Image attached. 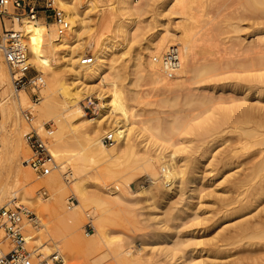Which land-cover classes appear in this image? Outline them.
Wrapping results in <instances>:
<instances>
[{"label": "rangeland", "instance_id": "obj_1", "mask_svg": "<svg viewBox=\"0 0 264 264\" xmlns=\"http://www.w3.org/2000/svg\"><path fill=\"white\" fill-rule=\"evenodd\" d=\"M84 1L86 2V0H83V2ZM110 1L97 0L98 8L91 13L90 18L92 21V29L88 31L81 40L82 43L85 42V44H87L91 40L98 41L101 39L102 41H100L104 44H108L109 42L110 47H113V45L115 47L118 44L120 45L117 57L115 56L117 59L115 67L119 71L118 82L121 84L120 87L125 91V88L130 87L129 83L131 79H133L130 69L132 68L131 66L133 65L135 57L138 56L139 53H144L143 50L145 46L152 40L153 36L160 28H165L166 26L175 28L176 23L182 22L183 16L174 15L172 12L169 13V11H163L164 4L167 0H155V11L149 8L141 17V38H138L137 42L134 41L131 43V46L128 45V47H126L127 42L125 43L121 37H117L116 30H114L115 27L113 26L114 23L110 26L111 28L105 25L106 18L111 16V11L107 9V5ZM194 1L192 0V3L194 2L193 5L190 4L193 11L189 7V11H192L189 13H194L192 15H195L196 18V26L193 30V34L195 36L194 40L197 41L196 51L197 59L200 61L199 64L203 62L201 58L215 59L217 62L223 64L225 70L228 72L223 76L225 80H221V82L217 84L213 81H203L201 78H197L200 80L194 79L188 82V90H184L185 92L182 91L180 94V110L182 111L180 114L187 122H191V125L198 123L201 117L209 118L210 123L222 120L224 117L221 128L215 134L211 133L205 138L198 137L195 132L189 131V133L186 131L188 132L187 134L184 133L181 137H174L171 143H161L165 145L164 147L159 146L158 141L150 137L148 131L143 129L141 124H135L134 120L153 119L150 121L153 122L151 124L157 125L162 122L173 121L175 113L172 112L173 110H171V108L160 103L163 96L159 95L151 85L148 86L145 84L143 87L141 86L142 88L140 87L139 89L138 87L136 89L141 95L144 94V101L150 102L149 104L152 105H136L138 103L130 100L129 96L131 93H127L126 90L123 96L128 98L127 103L129 106H127V108L129 109L130 115V119L127 120V125L130 124V128L133 127L134 130L129 136H125V132L122 133V131H125L127 128H122L116 134L115 139L119 146H108L107 151L87 150L84 146H75L76 144L72 143L75 142V140L71 139V135H68V141L70 143L62 150V153L67 155V157L76 155L79 152H82V154L86 156L87 171L89 172V174L86 175L88 188L91 193L102 196L108 202V211L106 213L107 221L105 222L107 226L105 228L108 230L111 237L120 242L110 246H102L101 249L103 250L94 254L75 252L69 255L64 243L65 240L58 238L55 240L57 243V245H55L54 242L51 241L50 236L46 235L45 229L48 228L51 233H53L54 224H57L60 218L58 215H53L51 212L55 200L53 193L42 184L46 178L38 179L32 172L33 181L24 183L21 175L18 174L17 167L11 166L7 171V178L9 179V183H11L10 185L19 189L24 186V189L30 191L32 196L29 201L23 202L20 198V192H17V197L9 194L4 198L5 202H3L4 205L2 207L9 205L12 200L17 199V202L29 206L38 214L44 224L42 228L43 235H38L39 231H31L29 233L28 246L30 248L40 246L43 242H48L46 244L49 248L47 249V254L60 250L61 253L60 251L59 253L63 256L65 264H117L115 249H119V247L123 249H132L136 252V255L143 258V262L147 264H185V261L193 250L192 248L195 242L199 243L202 241V243L200 242V246L199 244L197 245V248H199L197 250H199L200 255L203 257L207 254V250H210L207 249L209 246L226 245L228 238L239 229L237 225L241 223L243 219L247 218L253 222L257 218L258 210L256 209V204L253 199V188L256 180H252L251 183L245 185H241L239 181L244 178L246 174L250 173H252L251 176L253 178L259 173L264 175V170L259 173L254 172L258 169L260 161L262 162L264 159V128L259 127L255 122H251L249 125L242 122V105L246 107L252 105L264 106V87L258 90V92L262 93L259 95L253 92L254 90H248L246 84L243 85V83H239L236 77L241 74L240 72L244 71L247 75L253 74L251 69L259 66L264 60V42L259 43L254 49H248L252 41L264 37V21L250 17L247 18L244 17L245 15L241 16L240 11H242V9L240 7L242 5L240 7L239 5L242 4V0H217L213 1V3H211L210 0ZM143 2V0H135L137 6H142ZM155 12H160L161 15L157 13V16ZM248 14L249 13H247V16H249ZM102 19L104 22H102ZM38 21L41 23L40 32L42 36H46L49 29L56 30L57 28L56 25L50 27L52 23L55 24L53 20L46 21L45 19H41ZM8 23L11 25L10 22L4 25L5 23L0 20V27L2 28V30H0V37L4 34L5 29H8ZM10 29L12 28L10 27ZM120 39L122 41H120ZM39 42L43 44L41 48L43 49V53H45L47 45L41 38H39ZM236 42L239 43L237 44ZM230 47L233 48V52ZM180 49L182 52V47ZM94 52V49L85 50L82 57H85L87 54L94 57ZM154 56H156V54ZM0 58H2V62L6 64L1 54ZM52 65L54 68H57L60 75L65 73L66 69L63 60L59 59L56 62L54 58ZM7 68L9 67L7 66ZM9 72L11 74V71ZM28 75L36 76L42 74L33 66ZM43 78L45 80V86L40 93L39 102H35V97L29 89H12L14 90L13 93H16L15 95L24 93L28 98L25 109L21 112V116H23L24 112L27 110H33L35 118L32 125L34 128L42 130L43 126L46 124L52 126V129L55 131L51 142L53 151V142L57 135L59 122V120L54 117L58 113L39 116L37 114L38 107L33 105L38 104V106H40L46 102V82L47 80L49 81L50 78L45 75ZM143 81H140V84L141 82L143 84ZM144 83L146 82L144 81ZM232 85L236 86V90L238 87L244 88L245 86V88L240 91L238 90V92H229V86ZM212 86H216L214 91L215 96H219L223 92L225 95V99L218 102L216 107L207 109L206 111V108L199 107L197 102L189 101L190 104H188L183 101V99L186 98L184 95L192 97L188 96L191 94L193 95L192 99H196L195 97L199 95H207L208 90H210ZM221 88H224L223 92H220ZM141 89H143V92ZM89 97H93L96 104L101 102L98 98L99 94H93ZM257 97L261 98L262 104L257 105ZM83 103L84 100L82 106ZM135 112L142 115L135 117V115H137ZM86 114L90 119L97 117L96 113ZM117 117L119 121L124 120V117L119 113H117L116 118ZM23 120L25 123L23 129L24 137L25 134L30 131V125L26 122L24 116ZM124 124L125 121L121 123V125ZM149 124L150 123H148V125ZM244 127L254 130L257 136L255 138L241 136L240 133ZM12 128L13 126L10 121L5 119L2 115V108L0 107V148L3 142L10 139L12 141ZM102 129L105 131H102ZM110 129H112V127L101 128L100 132L105 136ZM23 142V148L26 147L25 153L29 160L31 156L30 149L25 141ZM131 143L137 146L138 154H135L131 150ZM171 144H177V148H181L178 156L179 158L181 157V159L183 158L184 162L188 165L186 177L188 176L191 178V175H195L192 173V167L195 166L196 160L204 161V163L200 165L202 167L197 173L200 178L198 181L200 180L201 188L199 187L200 189L195 193L193 192L194 189H188L187 185L182 201V203H187V205L183 209L184 212L181 218L177 219H170L169 217L171 210L169 208L171 204L161 207L152 205L150 201H146L143 196L141 197L138 195L143 191L142 187L146 186L142 185V182L149 179L146 165L142 160H139V158L149 156L154 159V166L158 174H160L164 164L161 163L162 161H158L160 158L159 155L162 156L172 151L173 147ZM165 148H167V150H164ZM57 162L61 166L60 169L62 170V174L66 173L67 170L72 171L73 174V178L70 182H67L63 175L61 178L65 184L68 183L65 195L66 202H64V212L71 214L76 210V200H73L74 204L71 205V209H69V199L71 197L76 199V197L70 191V187L73 186V181L78 175L75 172L74 163L71 160H62V162L57 160ZM254 165H256V167ZM107 170L109 173H107ZM99 174H102V176ZM219 183L221 185L217 186ZM118 187L120 188L119 190H121V196L132 201H126L124 204H115L110 194L119 191ZM177 196L173 199L174 202L182 200V197L179 198L180 194ZM188 196L192 199H189ZM135 198L139 200L133 202ZM88 204L85 205L86 208H84L83 211L81 210L82 213H80L81 215L79 216V225L81 226L80 233L83 238H90L89 236L96 233V227H98L99 209L97 210V207H95V204H92V202ZM244 204L249 207L248 210L243 211ZM181 205L180 203L178 207ZM60 214H63L62 211ZM89 216L93 218L94 229L91 228L87 231L85 230V226L89 221ZM38 237L40 238L38 239ZM191 239H193L191 241L193 244H188L187 242ZM174 242H185L187 243L185 244L187 247L184 252H177L172 261H170L165 257L164 253H162V249L170 247ZM56 246L58 247L56 248ZM1 247L6 252L10 250L9 243ZM256 247V241L253 238H246L236 245L224 246L223 251L219 254L221 260L218 261V264H256Z\"/></svg>", "mask_w": 264, "mask_h": 264}, {"label": "bare ground", "instance_id": "obj_2", "mask_svg": "<svg viewBox=\"0 0 264 264\" xmlns=\"http://www.w3.org/2000/svg\"><path fill=\"white\" fill-rule=\"evenodd\" d=\"M143 1L142 6H137L135 0H111L107 5V9L111 11V16L106 18L105 25L110 27L114 23L113 26L115 27L114 30H116L117 37L119 36L123 39V42H127L126 47H128V45L131 46V43L134 41L137 42V39L141 38V17L144 12L149 8L155 11V0ZM213 1L217 0H210L211 3H213ZM59 2L71 24L67 34L61 36L58 34L57 29H49L48 34L42 36L40 32L41 23L38 20H24L22 23H15L14 25L8 23L7 28L10 29L11 27L22 30L27 40L26 44L32 65L40 74L50 78L49 81L47 80L46 82V102L40 106H38V104L33 105L38 107L36 108L39 116L58 113L54 117L57 118L59 122L57 135L53 142L54 150L52 153L57 160L61 162L62 160H71L74 163V169L78 175L73 181V186L70 187V191L76 197V210L71 214L64 212V202H66L65 195L68 183L65 184L61 179L62 175H64L62 174V170L59 168V173L54 172L42 182V184L53 193L55 204L51 208V212L53 215H58L60 217L57 216L59 220L57 221V224H54V235L48 228L45 229L46 235L50 236L51 241H53L55 245H57L55 241L56 239L59 238L65 240L64 243L69 255L75 252L94 254L101 252L103 250L101 249L102 246H110L120 241L111 237L108 230L105 228L107 226L105 225V222L107 221L106 213L108 211V202L102 196L91 193L88 188L86 175L89 174V172L87 171L86 156L82 154V152L71 157H67V155L62 153V150L67 147L68 143H70L68 141V135H71V139L75 140V142H72L76 144H74L75 146H84L87 150L93 149L107 151L108 146L103 143L104 136L100 132L101 128L112 127V129L106 134L112 133L114 134V137L122 128H127L125 131H122V133L125 132V136H129L134 128H130V124L127 125V120L130 119L129 109L127 108L129 105L127 103L128 98L124 97L123 94L126 90L127 93L130 92L131 95L129 98L133 102L138 103L136 105L142 104L143 106L149 104L150 102L148 103L144 101V94L141 95L136 89L138 87L140 89L141 86L143 87V85L146 84L148 86L151 85L159 95L163 96L160 103L171 108V110H173L172 112L175 113L173 121L162 122L157 125L151 124L153 122L150 121L153 119L134 120L135 124H141L142 128L148 131L149 136L158 141L159 146L164 147L165 145H162L161 143H171L174 137H181L182 134H187L189 131L195 132L198 137L205 138L209 134H215L219 131L224 117L222 120L213 121L214 123H210V119L207 117H201V120L198 123L191 125V122H187V120H185L180 114L182 113L180 110V94L182 91L185 92L188 90L187 83L194 79L200 80L197 78H201L203 81H213L217 84L218 82H221V80H225L223 76L227 74L228 71L225 70L223 64L217 62L215 59L201 58L203 62L199 64L200 61L197 59L196 51L197 41L194 40L195 36L193 34V30L196 26V18L195 15H192L194 13H189L193 11L190 4L193 5L195 1L192 3V0H167L164 4L163 11H169V13L172 12L174 15H182V22L176 23L175 28L166 26L165 28H160L159 31L156 32L152 40L145 46L143 50L144 53H139L138 56L135 57L133 65L131 66L132 68L130 69L133 79H131L129 83L130 87L125 88V91H123L120 87L121 84L118 82L119 71L115 67L117 64V52L119 51L118 48L120 45L118 44L116 47L114 45L113 47H110L109 42L108 44H104L101 42V39V41L91 40L87 44H85V42L82 43L81 40L82 37L92 29V21L90 18L91 13L98 8L97 0H86V2H83V0H59ZM241 3L242 4L239 3V7L242 5L240 7L242 9V11H240L241 16L245 15L244 17L247 18L250 17L264 21V0H242ZM189 7L192 11H189ZM155 13L161 15L160 12ZM247 13H249V16H247ZM103 19L102 22H104ZM54 25L55 24L52 23L50 27H53ZM176 28H179L178 30L180 31ZM0 30H2L1 27ZM39 38L44 40L47 45L45 53H43V49L41 48V45L43 44L39 42ZM120 41L122 40L120 39ZM261 42H264V37L252 41L248 49H254ZM236 43L238 44L239 42ZM170 47H178L179 49L182 47V52L180 49L181 66L173 79H169L163 72L161 65L154 61L155 58L162 57ZM88 49L95 50L93 62L89 66H83L82 61L85 57H82V54ZM230 49L233 52V48L230 47ZM163 51L165 52L161 54ZM155 54L156 56H154ZM54 58L56 62L59 59L63 60L66 69L65 73L63 71L64 74L60 75L57 68H54L52 65ZM1 59L2 58H0V107L2 108V115L5 119L10 121L13 128L11 133L12 141L10 139L3 142V144H1L2 147L0 148V208L4 205V198L9 194L16 196L17 192H20V198L23 202L29 201L32 196L30 191L24 189V186L19 189L10 185L11 183H9V179L7 178V171L11 166L17 167L18 174L21 175L24 183L33 181L32 170L29 166L27 154L25 153L26 147L23 148V141H25V136L23 137V129L25 126L23 116L25 119V112L24 115L21 116V112L25 109L28 98L24 93L21 95H15L16 93H13L14 90L12 88H15L13 81L14 78L11 76L9 72L10 70H8L9 68H7L6 64L3 63ZM251 71L253 74L249 75H247L245 71L240 72L242 75L240 74L236 79H238L239 83H243V85L246 84L248 90H254L253 92L261 95L262 93L258 92V90L264 87V60L259 66L251 69ZM143 80L146 83H144ZM140 81H143V84L141 82L142 85L140 84ZM229 88V92H238V90H243L245 86L244 88L238 87L237 90L234 85L229 86ZM215 89L216 86L210 87L207 95L196 96V99H192L193 95L191 94L187 95L192 97L184 95L186 98H184L183 101L188 104H190L191 101L197 102L199 107L206 108L207 111V109L216 107L218 102L225 99L223 92L224 88L220 89V92L222 91L223 93L219 96L214 95ZM141 91L143 92V89H141ZM93 94H99L98 98L101 102L99 101L100 103L98 104L95 103V113L97 117L90 119L87 117V114L83 109L82 102ZM257 98V105L262 104L261 98ZM136 112L135 114H137ZM117 113L124 117V125H121L123 121H119L118 117L116 118ZM141 115L142 114H137L135 117ZM242 115V122L246 125L255 122L259 127L264 128V106L252 105L246 107L242 105ZM148 123L150 124L148 125ZM103 130L104 129H102V131ZM42 131H44V126ZM240 135L249 136L251 138L257 136L254 130L245 127L242 128ZM171 145L173 147L172 151L165 153L162 156L159 155L160 158L158 161H162L161 163L164 164L160 174L156 171V167L153 163L154 159L149 156L139 158V160H142L146 165L149 185L143 186V191L138 195L141 197L143 196L144 199L150 201L152 205H158L161 207L163 205L171 204L169 208L171 209L169 217L170 219H177L181 218L184 212L183 209L187 205V203H182L187 185L188 189H194L193 192L195 193L201 188L200 180L198 181L200 178L197 173L202 167L200 165L203 164L204 161L196 160L195 166L192 167V173L195 175H191V178L188 176L186 177L188 165L184 162L183 158L181 159V157L179 158L178 156L181 148L178 149L176 146L177 144ZM114 146L116 147L119 145L115 142ZM130 148L135 154H138L137 146L134 143H131ZM164 150H167V148ZM259 164H256L259 165V167L254 172L259 173L264 170V159L262 162L260 161ZM256 165L254 166L256 167ZM107 173H109L108 170ZM99 175L102 176V174ZM251 175L252 173L246 174L239 183L245 185L251 183L252 180H256L253 188V199L256 204V209L258 210L257 218L253 222L247 218L243 219L242 222L237 225L239 226V229L228 238L226 245L209 246L207 249L210 250H207V254L203 257L200 255L199 250H197L199 249L197 248V245L199 244L200 246V242L202 243V241H198L199 243L195 242L193 245L194 247L192 248L193 250L185 261V264H218V261L221 260L219 254L223 251L224 246L239 244L240 241L246 238L255 239L257 246L255 255V260H257L256 264H264V175L259 173L254 178ZM219 185L221 184L219 183L217 186ZM119 189L120 188L118 187V190ZM120 191L121 190L115 191L110 194L115 204H124L126 201H132L123 198ZM178 194H180L179 198L182 197V200L174 202L173 199ZM189 199L192 198L190 197ZM138 200V198H135L133 199V202H137ZM89 202H92V204L94 203L97 210L99 209L98 227H96V233L89 236L90 238H83L80 233L81 226L79 225V216L81 215L80 213H82L81 210L83 211V209L86 208L85 205ZM180 203L182 205L178 207ZM248 208L247 205H243V211L248 210ZM61 211L63 214H60ZM38 217L41 220L40 228L36 231L34 229L31 231H39L38 235H43V220L39 215ZM39 238L40 237H38V239ZM192 240L193 239L187 243L193 244L191 242ZM47 243L48 242L41 243L40 247L43 248V252L46 256H50L52 253L47 254V249H49L46 246ZM187 243L174 242L170 247L162 249V253H164L167 259L172 261L177 252H184L187 247L185 244ZM57 247L58 246H56V248ZM115 253L117 259V261L116 259L115 261L117 264H147L144 263L143 258L138 257L136 252L132 249H123L122 247H119V249H115Z\"/></svg>", "mask_w": 264, "mask_h": 264}, {"label": "built area", "instance_id": "obj_3", "mask_svg": "<svg viewBox=\"0 0 264 264\" xmlns=\"http://www.w3.org/2000/svg\"><path fill=\"white\" fill-rule=\"evenodd\" d=\"M53 20L57 26V32L63 36L70 29V21L60 6L59 0H0V20L5 23H22L24 20ZM6 27V26H5ZM0 53L14 78V86L17 90L29 89L32 91L35 102H39L40 93L45 86L44 78L41 75L29 76L33 65L30 60L26 39L19 29H5L0 37ZM161 65L165 75L173 79L181 66V52L178 47H170L167 52L159 58L154 59ZM93 62V57L85 55L82 61L83 66H89ZM83 109L88 114L96 112L95 99L89 97L84 100ZM34 111L25 112V120L30 125V131L25 135V142L30 149L29 166L38 179H44L59 171V164L52 153L51 142L54 130L50 124L44 125V131L36 129L32 125L34 121ZM116 142L114 134H106L103 143L113 146ZM64 178L70 182L73 178L72 171L67 170ZM148 185L149 179L142 182ZM45 195V194H44ZM69 199V209L74 204L73 199ZM41 220L38 215L27 205L17 202L14 199L9 205L0 208V264H65L63 256L59 251H55L50 256H46L43 248L28 246V235L31 230L40 228ZM94 229L93 218L89 216V221L85 230ZM9 243L10 250L6 252L1 246Z\"/></svg>", "mask_w": 264, "mask_h": 264}]
</instances>
